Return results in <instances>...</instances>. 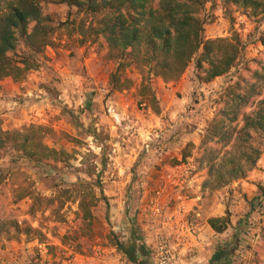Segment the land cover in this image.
Segmentation results:
<instances>
[{
  "label": "rangeland",
  "instance_id": "rangeland-1",
  "mask_svg": "<svg viewBox=\"0 0 264 264\" xmlns=\"http://www.w3.org/2000/svg\"><path fill=\"white\" fill-rule=\"evenodd\" d=\"M48 9L52 41L23 80L40 90L26 98L41 102L26 112L2 108L0 119L5 130L43 127V142L61 160L37 162L14 148L0 158V217L37 230L1 239L0 264H117L128 257L116 243L128 245L133 229L147 243L143 264H160L161 242L165 264H210L220 246L232 250L216 264H264V134L245 176L216 187L207 164L232 149L207 139L227 92L244 86L252 95L247 112L264 97V12L206 0L204 38L241 43L226 74L201 82L193 60L165 81L134 61L123 72L130 86L115 90L109 77L117 63L98 33L101 15L66 3ZM244 123L241 114L237 132ZM227 214V230L216 233L209 218Z\"/></svg>",
  "mask_w": 264,
  "mask_h": 264
},
{
  "label": "trees",
  "instance_id": "trees-1",
  "mask_svg": "<svg viewBox=\"0 0 264 264\" xmlns=\"http://www.w3.org/2000/svg\"><path fill=\"white\" fill-rule=\"evenodd\" d=\"M205 1L0 0V80L11 77L15 82H21L40 68L44 49L50 45L55 31V20L48 8L66 3L78 11L101 15L98 33L106 42L111 59L117 63L109 77L113 89L130 86L131 79L123 72L134 61L147 66L149 72L163 80L172 81L179 79L194 60L198 79L212 81L232 68L240 54L241 43L238 39L204 38L205 23L200 15ZM237 2L264 12V0ZM146 87L143 79L140 89ZM251 96L244 86H235L225 95L222 117L209 124L207 139L232 146L219 161L208 160V182L216 187L245 176L261 154V147L255 140L264 134V97L259 100L257 109L247 112L245 108L252 106ZM241 114L245 123L237 132L235 122ZM42 128L30 126L23 130H5L0 119V158L8 149L14 148L37 162L60 161L61 151L43 142ZM209 224L221 234L230 224L229 214L210 217ZM33 230L37 231L29 224L22 226L17 220L7 224L0 217V240L17 238L21 233L30 234ZM116 244L129 261L143 264L139 256L146 255L148 247L136 229H133L128 245ZM231 250L228 246L218 247L210 264L221 263Z\"/></svg>",
  "mask_w": 264,
  "mask_h": 264
},
{
  "label": "crops",
  "instance_id": "crops-1",
  "mask_svg": "<svg viewBox=\"0 0 264 264\" xmlns=\"http://www.w3.org/2000/svg\"><path fill=\"white\" fill-rule=\"evenodd\" d=\"M0 84H1L0 85V109H2V108L3 109L4 108L5 109L6 108L12 109L13 107H15L16 110L13 113H16V111H18V109H21L22 111L26 112L28 110L29 111L33 110V108H36V106L38 104H40V102H41V101H39L37 103L30 102V100L26 98L30 94H32V93L37 94V92L40 91V90L37 89V87L34 84H32L30 79L26 80V81H23L22 83H17L12 78H5L4 80L0 81ZM26 85H27L26 90H23L22 87L26 86ZM19 94H22L25 99H23L22 97H18ZM65 94H67L66 96L68 98V94L69 93H65ZM18 98L22 99L24 101V104H21V105L17 106ZM16 115H18V114H16ZM18 252L19 251L17 249V251L15 253H18ZM32 252L33 251H30V253L28 252L27 256H30V258L33 259V253ZM43 255L47 259L51 258V255L49 253L48 254H43ZM45 264H46V262H45ZM47 264H49V263H47Z\"/></svg>",
  "mask_w": 264,
  "mask_h": 264
},
{
  "label": "built area",
  "instance_id": "built-area-1",
  "mask_svg": "<svg viewBox=\"0 0 264 264\" xmlns=\"http://www.w3.org/2000/svg\"><path fill=\"white\" fill-rule=\"evenodd\" d=\"M112 110V109H111ZM157 260L160 262V264H165L167 262V256L165 255L166 250H165V245L161 242L157 249ZM117 264H133L128 260H121Z\"/></svg>",
  "mask_w": 264,
  "mask_h": 264
}]
</instances>
